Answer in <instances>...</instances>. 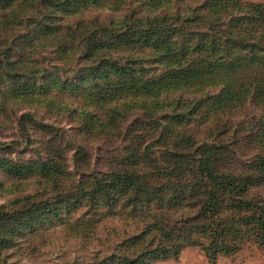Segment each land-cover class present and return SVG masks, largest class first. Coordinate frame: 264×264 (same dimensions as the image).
Segmentation results:
<instances>
[{
  "label": "rangeland",
  "instance_id": "obj_1",
  "mask_svg": "<svg viewBox=\"0 0 264 264\" xmlns=\"http://www.w3.org/2000/svg\"><path fill=\"white\" fill-rule=\"evenodd\" d=\"M13 5L0 2V264H127L123 242L150 223L169 238L154 232L145 264H238L264 251L240 222L234 253L232 232L218 253L201 232L178 254L170 245L186 242L180 229L203 210L196 160L247 180L264 208V0ZM178 160L187 168L166 169ZM30 162L21 175L8 170ZM118 171L142 194L115 185L120 201L92 199ZM234 204L221 201L224 226L257 213Z\"/></svg>",
  "mask_w": 264,
  "mask_h": 264
},
{
  "label": "trees",
  "instance_id": "obj_2",
  "mask_svg": "<svg viewBox=\"0 0 264 264\" xmlns=\"http://www.w3.org/2000/svg\"><path fill=\"white\" fill-rule=\"evenodd\" d=\"M0 2L7 3L8 5H13L14 3L15 5L16 0H0ZM258 6L256 5V9L259 11ZM186 162L188 161L178 160L174 164H169L166 169L171 172L180 171L184 167L187 168V166H182ZM47 163L49 162H46V164ZM8 165V170L17 175H21L32 168V162L27 164L18 163L15 165L8 163ZM41 166L43 170L48 169L47 165L41 164ZM192 166H194V174L202 177L205 196L200 200V203L202 204L203 210H200L199 213L195 215L194 219L196 221L192 220V227H183L180 229V235L186 242H179L178 239L173 240L178 242L170 241V243H173L170 245L171 247H173L175 254H178L179 249L186 245V243H193L194 234L199 232L205 233V235L210 238V243L216 245H219L218 243L221 237L225 236V233L232 232L233 246L227 251L232 250V252L234 253L235 251L239 250V245H241L240 240H242V232L240 231V228L237 227L238 222L247 224L248 227L245 228L243 232L255 233L256 238L261 239L259 245L264 249V208L258 202H253L252 198L249 197V190H247L249 187V182L247 180L238 178L235 174H223V171H220L214 167L215 164L212 160H196ZM257 172L264 174V165L258 167ZM116 175L117 178L115 180V183L101 181L96 183L93 190L89 193L94 194L93 196H91V198H98V200H100L101 202L107 200H110V202L114 200L120 201L121 194L119 193V191L112 189V186L115 185L119 186L121 190H129L133 194H142L144 185L141 182H137L133 179L132 172L123 173L122 171H118ZM165 186L167 185L153 184L151 185V187L153 188V190L151 191H153V193L158 192L159 189L162 190L166 188ZM188 187L191 188L192 191H196L195 189L197 186L188 184ZM230 194L233 198H235L236 204L234 205L239 206L238 209H251L252 211L256 210L257 213H251L246 217L245 220H234V222H232V226H224L225 222L219 218V214L221 212L220 205L221 201L224 199V196ZM177 199L178 198L176 197H171L169 199V202L177 203ZM135 201H137L136 198H133L132 200H128L127 204L134 205ZM194 205H196V203H194ZM106 215L107 214H103L99 219L102 220V218H105ZM85 218L86 217H84L83 220H90ZM202 219H204L205 222ZM231 220L232 218H230V221ZM155 224L158 223L155 221ZM154 232H157L161 236H164L166 240L169 238L168 234L164 232L162 228H159L152 223L147 224V226H144L142 228L139 235H133L129 239H126L125 242H123L122 247L125 248V251L122 252V262L127 264H145V256L147 255L148 251L155 247L154 243L156 234H154ZM199 243L203 244V242L201 241ZM164 244H167V241L161 240L156 250H161L166 256L171 252V250L168 245L161 246ZM204 245V249L208 251L210 249V246H207L206 244ZM141 246L144 248L141 251L138 250L133 254L132 248L134 247L138 249ZM214 249L215 253H218L221 250H226L227 247L224 245H219ZM111 255L114 256L115 254Z\"/></svg>",
  "mask_w": 264,
  "mask_h": 264
},
{
  "label": "crops",
  "instance_id": "obj_3",
  "mask_svg": "<svg viewBox=\"0 0 264 264\" xmlns=\"http://www.w3.org/2000/svg\"><path fill=\"white\" fill-rule=\"evenodd\" d=\"M187 250L188 249H185L182 252V258H184L185 254L188 253ZM258 252H260V254H253L251 256H243L242 257L243 259L239 260L240 263L238 262V264H264V251L262 252L258 250ZM182 262H183L182 264H184V262L186 263V260L183 259Z\"/></svg>",
  "mask_w": 264,
  "mask_h": 264
}]
</instances>
